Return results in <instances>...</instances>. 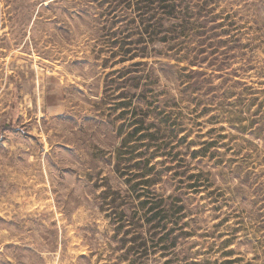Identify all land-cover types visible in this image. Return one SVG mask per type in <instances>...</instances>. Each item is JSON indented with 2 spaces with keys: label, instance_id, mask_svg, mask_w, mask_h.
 Masks as SVG:
<instances>
[{
  "label": "rangeland",
  "instance_id": "1",
  "mask_svg": "<svg viewBox=\"0 0 264 264\" xmlns=\"http://www.w3.org/2000/svg\"><path fill=\"white\" fill-rule=\"evenodd\" d=\"M7 140L0 264H264V0H0Z\"/></svg>",
  "mask_w": 264,
  "mask_h": 264
},
{
  "label": "crops",
  "instance_id": "2",
  "mask_svg": "<svg viewBox=\"0 0 264 264\" xmlns=\"http://www.w3.org/2000/svg\"><path fill=\"white\" fill-rule=\"evenodd\" d=\"M11 141H5L1 144V148L4 150L1 155L2 161H0V206L10 203L13 200V186L21 185L23 178L21 169L16 167L15 159L19 158L23 151L21 146L15 147ZM23 181V180H22ZM3 210V209H2ZM7 211H10L9 209Z\"/></svg>",
  "mask_w": 264,
  "mask_h": 264
}]
</instances>
